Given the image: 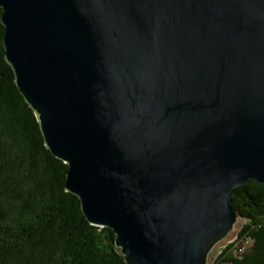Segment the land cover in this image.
Instances as JSON below:
<instances>
[{"label":"water","instance_id":"95a60500","mask_svg":"<svg viewBox=\"0 0 264 264\" xmlns=\"http://www.w3.org/2000/svg\"><path fill=\"white\" fill-rule=\"evenodd\" d=\"M4 58L66 192L124 264H211L264 185V0H0Z\"/></svg>","mask_w":264,"mask_h":264},{"label":"trees","instance_id":"16d2710c","mask_svg":"<svg viewBox=\"0 0 264 264\" xmlns=\"http://www.w3.org/2000/svg\"><path fill=\"white\" fill-rule=\"evenodd\" d=\"M3 34L0 22V264H124L112 231L91 226L66 192L67 165L44 145L5 61ZM231 205L244 224L211 264H264V185L237 188Z\"/></svg>","mask_w":264,"mask_h":264},{"label":"rangeland","instance_id":"374dc122","mask_svg":"<svg viewBox=\"0 0 264 264\" xmlns=\"http://www.w3.org/2000/svg\"><path fill=\"white\" fill-rule=\"evenodd\" d=\"M242 226H243V224L240 226L239 230L241 229ZM239 230H238V231H239ZM238 231H237V233H238ZM236 235H237V234H236ZM236 235H235V238H236ZM235 238H234V239H235ZM234 239H233V240H234ZM233 240H232V241H233ZM232 241H230V242H232ZM227 243H229V242H227ZM227 243H225V244H227ZM225 244H224V245H225ZM224 245H222V246H220V247L217 248V253H216V255L218 254V252L222 249V247H223ZM216 255H215V256H216ZM215 256H214L213 258H215Z\"/></svg>","mask_w":264,"mask_h":264}]
</instances>
